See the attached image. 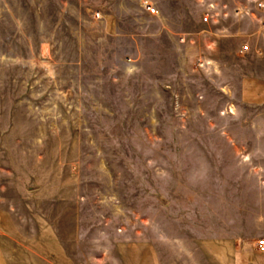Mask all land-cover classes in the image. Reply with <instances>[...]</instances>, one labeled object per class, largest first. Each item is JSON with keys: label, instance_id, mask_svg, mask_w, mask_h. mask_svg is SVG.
<instances>
[{"label": "rangeland", "instance_id": "obj_1", "mask_svg": "<svg viewBox=\"0 0 264 264\" xmlns=\"http://www.w3.org/2000/svg\"><path fill=\"white\" fill-rule=\"evenodd\" d=\"M259 2L0 0V230L77 237L75 264H253Z\"/></svg>", "mask_w": 264, "mask_h": 264}, {"label": "crops", "instance_id": "obj_2", "mask_svg": "<svg viewBox=\"0 0 264 264\" xmlns=\"http://www.w3.org/2000/svg\"><path fill=\"white\" fill-rule=\"evenodd\" d=\"M253 82L251 81L250 84ZM245 97L251 96L246 92ZM43 229L44 231L33 238L0 230V264H75L68 253L72 256L78 249V238H73L70 249H66V245L64 246L62 240L58 239V235L47 233L46 229ZM255 251L258 256L253 264H264V252L257 251L256 246Z\"/></svg>", "mask_w": 264, "mask_h": 264}, {"label": "built area", "instance_id": "obj_3", "mask_svg": "<svg viewBox=\"0 0 264 264\" xmlns=\"http://www.w3.org/2000/svg\"><path fill=\"white\" fill-rule=\"evenodd\" d=\"M145 7H146V10L149 11L150 13H155L156 12L155 7L152 6L151 4H147V5H145ZM258 7L262 8V7H264V4L259 2L258 3ZM208 18H209V14L206 13L205 16H204V20H207ZM255 246H256L257 251L264 252V238H258L255 241Z\"/></svg>", "mask_w": 264, "mask_h": 264}]
</instances>
